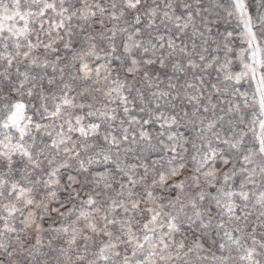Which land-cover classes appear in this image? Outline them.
<instances>
[{"label": "snow or ice", "instance_id": "snow-or-ice-1", "mask_svg": "<svg viewBox=\"0 0 264 264\" xmlns=\"http://www.w3.org/2000/svg\"><path fill=\"white\" fill-rule=\"evenodd\" d=\"M0 264H264V0H0Z\"/></svg>", "mask_w": 264, "mask_h": 264}]
</instances>
